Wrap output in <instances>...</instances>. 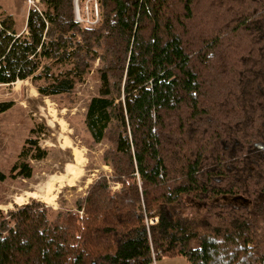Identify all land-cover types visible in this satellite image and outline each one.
<instances>
[{"label":"trees","instance_id":"trees-1","mask_svg":"<svg viewBox=\"0 0 264 264\" xmlns=\"http://www.w3.org/2000/svg\"><path fill=\"white\" fill-rule=\"evenodd\" d=\"M41 3L28 34L2 20L0 83L32 77L48 81L41 94H68L99 60L85 122L114 144L104 160L121 189L101 177L78 211H0V264H152L160 250L263 264L264 0H100L92 26L75 21L73 0ZM46 154L27 138L11 177L30 178L28 158ZM190 202L202 218L186 214Z\"/></svg>","mask_w":264,"mask_h":264},{"label":"rangeland","instance_id":"rangeland-1","mask_svg":"<svg viewBox=\"0 0 264 264\" xmlns=\"http://www.w3.org/2000/svg\"><path fill=\"white\" fill-rule=\"evenodd\" d=\"M38 7L45 10L41 0L35 3L28 0H0V23L12 16L13 20L16 19V31L19 34H28L29 12ZM52 34L54 29L50 26L47 36ZM49 62L51 61L47 59L43 61L44 64ZM98 67L99 60L85 79L68 94H41L39 86L48 81L35 80L32 77L12 83H0V102L14 103L9 110L0 114V172L6 176L5 180H0V211L15 210L33 201L47 205L54 213L59 210L78 211L77 202L84 199L90 186L101 177L108 179L112 191L121 189V184L115 180L112 166L104 160L105 152L114 144L108 138L95 142L85 122L89 102L99 94L101 86ZM54 70L55 73L59 71L57 68ZM33 128L37 130L35 133L31 132ZM31 137L37 138L39 146L47 154L42 159L28 158L33 167L30 178H12L11 168L19 158L26 139ZM75 151L80 153L82 159L79 167L81 175L71 185L65 183L56 191L53 202L48 203L33 197H27L23 203L14 201L16 196L26 191H34L47 176L63 171L67 163H75ZM186 214L202 218L203 212L190 202ZM262 250L264 252V244Z\"/></svg>","mask_w":264,"mask_h":264},{"label":"bare ground","instance_id":"bare-ground-1","mask_svg":"<svg viewBox=\"0 0 264 264\" xmlns=\"http://www.w3.org/2000/svg\"><path fill=\"white\" fill-rule=\"evenodd\" d=\"M75 154V163H67L63 171L47 176L46 179H43L36 186L34 191H26L24 194L16 196L14 201L16 203H23L27 197H33L48 203L53 202L56 191L63 187L65 183L71 185L81 175L79 173V167L82 159L78 151H75Z\"/></svg>","mask_w":264,"mask_h":264},{"label":"built area","instance_id":"built-area-1","mask_svg":"<svg viewBox=\"0 0 264 264\" xmlns=\"http://www.w3.org/2000/svg\"><path fill=\"white\" fill-rule=\"evenodd\" d=\"M30 3H35L38 0H28ZM39 11L40 8H37ZM73 10L75 21L81 25L92 26L98 24L101 19L100 12V0H73ZM0 28L2 25L0 23ZM1 68V64H0ZM146 221L148 224H154L158 221V217H147ZM161 253V250L157 253L155 251L152 252L153 255V263L158 264V259L156 258L157 254ZM264 264V262H263Z\"/></svg>","mask_w":264,"mask_h":264},{"label":"crops","instance_id":"crops-1","mask_svg":"<svg viewBox=\"0 0 264 264\" xmlns=\"http://www.w3.org/2000/svg\"><path fill=\"white\" fill-rule=\"evenodd\" d=\"M16 22V19H14ZM158 264H189L186 258L182 256L162 257L158 260Z\"/></svg>","mask_w":264,"mask_h":264}]
</instances>
